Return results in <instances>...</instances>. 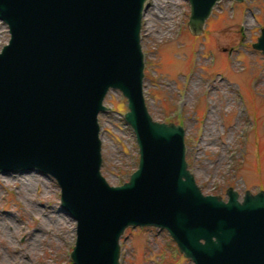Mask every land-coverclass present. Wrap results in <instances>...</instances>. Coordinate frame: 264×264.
Listing matches in <instances>:
<instances>
[{
  "label": "water",
  "instance_id": "1",
  "mask_svg": "<svg viewBox=\"0 0 264 264\" xmlns=\"http://www.w3.org/2000/svg\"><path fill=\"white\" fill-rule=\"evenodd\" d=\"M201 36L221 0H188ZM242 3L243 0H234ZM147 0H0V173L53 177L76 223L74 264H120L129 228L166 230L194 264H264V191L205 195L186 160L185 129L155 121L144 95ZM255 50L264 54V26ZM110 90L139 147L128 182L102 175L98 117Z\"/></svg>",
  "mask_w": 264,
  "mask_h": 264
},
{
  "label": "rangeland",
  "instance_id": "2",
  "mask_svg": "<svg viewBox=\"0 0 264 264\" xmlns=\"http://www.w3.org/2000/svg\"><path fill=\"white\" fill-rule=\"evenodd\" d=\"M189 16L188 0L146 3L141 46L148 111L155 121L183 126L189 170L205 195L226 200L230 187L241 197L264 191V54L253 48L264 26V0H221L197 37ZM9 39L0 21V51ZM104 104L111 111L98 117L101 172L120 186L138 167L139 147L124 120L127 100L110 90ZM60 200L57 181L37 169L0 173V264H74L77 223ZM120 246V264H194L166 230L129 228Z\"/></svg>",
  "mask_w": 264,
  "mask_h": 264
},
{
  "label": "bare ground",
  "instance_id": "3",
  "mask_svg": "<svg viewBox=\"0 0 264 264\" xmlns=\"http://www.w3.org/2000/svg\"><path fill=\"white\" fill-rule=\"evenodd\" d=\"M15 174H17V175H15V177H19V175H21V174H23V173H15ZM13 180H15V179H4L3 180V182H9V181H13ZM19 180V179H18ZM26 181H22V184L25 186L26 184H27V182H29V179H25ZM58 222V224H61V225H64L65 223L63 222H61V221H57ZM39 232H42V231H39ZM70 232H68V231H65V233H64V235H68ZM32 252H34V250H33V248H31L30 249V253H32Z\"/></svg>",
  "mask_w": 264,
  "mask_h": 264
}]
</instances>
